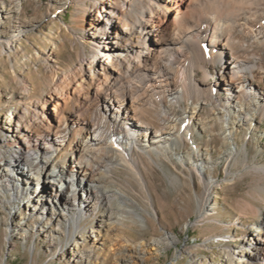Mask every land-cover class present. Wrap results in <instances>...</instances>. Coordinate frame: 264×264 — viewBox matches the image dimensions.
I'll use <instances>...</instances> for the list:
<instances>
[{
  "label": "bare ground",
  "instance_id": "bare-ground-1",
  "mask_svg": "<svg viewBox=\"0 0 264 264\" xmlns=\"http://www.w3.org/2000/svg\"><path fill=\"white\" fill-rule=\"evenodd\" d=\"M53 5L44 19L75 6L70 28L77 26L83 32L89 54L68 70H58V63H49L58 61L56 52L49 53L44 62L49 63L51 87L39 98L30 96L23 109L21 100L9 107L0 130V188L22 178L25 183L35 179L51 184L48 195L54 202L65 191L62 187L76 184V190L86 188L92 193L91 202L85 203L93 214L103 199L109 200L111 208L99 221L102 226L120 216V205L114 203L118 192L112 191L115 168H126L145 187L141 170L145 161L149 164L170 154L204 184L205 191L197 196L198 220L218 221L212 193L219 183L212 175H204L213 160L203 156L196 140L186 157L177 149L192 141L197 127L207 132L219 124L226 140L240 127L253 128L254 119L264 118V92L252 82L264 80V0H65ZM2 11L0 5V24L7 18ZM26 27L25 23L15 25L13 34L1 35L0 52L14 49ZM212 64L221 65V76L228 82L223 99L210 81ZM190 100L194 111L178 114L176 107ZM209 104L211 113L204 115ZM67 121L75 122L68 138L74 146L71 165L78 167L72 172L57 158L60 149H66L65 143L57 142L71 127ZM41 140L48 142L46 147L36 145ZM241 151L245 152L243 145H234L224 154L231 162ZM20 168H31L32 178L16 177ZM247 169L264 172V161L254 159ZM226 173L224 181L234 179L229 167ZM175 179L180 181L179 176ZM258 190L264 194V185ZM260 201L264 203V197ZM242 211L260 217L255 218L249 235H240L239 246L228 248L227 257L237 264H264V210L249 205L242 206ZM131 212L147 225L145 215ZM57 215L52 218L57 220ZM36 216L42 221L35 227L40 224L41 230L54 232L46 229L47 207ZM26 232L24 228L27 239ZM142 253L143 249L130 246L119 264H141Z\"/></svg>",
  "mask_w": 264,
  "mask_h": 264
},
{
  "label": "rangeland",
  "instance_id": "rangeland-1",
  "mask_svg": "<svg viewBox=\"0 0 264 264\" xmlns=\"http://www.w3.org/2000/svg\"><path fill=\"white\" fill-rule=\"evenodd\" d=\"M64 1L4 0V4L0 3L3 16H7L1 19L0 36L13 34L15 25H28L14 49L0 52V130L9 117V107L16 106L21 100L20 109H23L30 96L39 98L51 87L49 63H58V70H68L75 61L89 54L87 39L82 38L83 32L78 31L77 26L70 28L74 24V5L53 19H44L53 4L58 6ZM53 51L58 61L45 63V57ZM211 71L210 81L217 95L222 99L227 97L228 93L223 88L228 84L221 76L223 68L220 64H212ZM256 73L259 75L258 70ZM16 75H20V79H16ZM252 82L264 92V80ZM212 107L206 105L204 115L211 113ZM194 109L190 100L184 102L182 108L176 107V112L192 113ZM67 122L72 128L68 127L66 137L57 142L66 144V149L58 151L57 158L71 171L78 168L71 165L74 146L68 141L75 122ZM252 122L253 128L246 124L235 132L233 138L226 140L219 124L207 132L197 127L192 141L177 149L185 156L196 140L203 156L213 160L212 168H208L204 175H212L219 183L212 193L215 202L213 212H216L213 217L218 221L198 220L197 196L205 191L204 184L200 179L192 178L190 170L183 168L176 158L171 159L170 154L155 158L149 164L145 161L141 168L146 178L145 187L126 168H115L113 177L116 183L112 191L118 192L119 200H114V203L120 205V210L117 208L120 216L109 219L102 226L99 222L101 216L111 208L108 199H103L93 214L85 203L92 200L90 190L78 191V186L71 184L62 187L65 191L52 202L53 198L48 195L49 190L52 192L51 184L35 179L25 183L22 178L11 187L0 188V264H119L130 246L143 249L141 264H237L227 257L226 252L228 248L241 244L240 235H249L255 218L260 217L250 211H242V206L260 205L264 210V203L260 201L264 194L258 190L264 185V172L247 169L254 159L264 161V118ZM53 140H56L55 136ZM47 143L41 140L36 145L42 147ZM234 145H243L245 152L241 151L229 162L224 150ZM41 158L45 159L43 152ZM228 167L235 176L231 181H224ZM31 171V168H20L15 175L32 178ZM175 176H179L180 181ZM73 193L77 194V199ZM41 199H44L43 204ZM12 205L16 208L11 209ZM42 207L48 208L46 229H55L52 232L54 236L41 230L40 224L35 227L36 222L42 221L36 216ZM132 210L146 216V226ZM54 215L58 216L57 220L52 218ZM60 219L63 220L58 225ZM24 228H27V239L23 237Z\"/></svg>",
  "mask_w": 264,
  "mask_h": 264
}]
</instances>
